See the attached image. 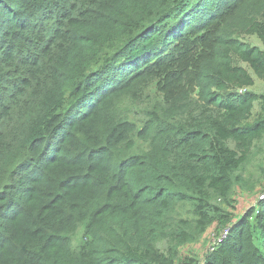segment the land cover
Segmentation results:
<instances>
[{
    "label": "trees",
    "instance_id": "trees-1",
    "mask_svg": "<svg viewBox=\"0 0 264 264\" xmlns=\"http://www.w3.org/2000/svg\"><path fill=\"white\" fill-rule=\"evenodd\" d=\"M253 75L264 0H0V264H264Z\"/></svg>",
    "mask_w": 264,
    "mask_h": 264
},
{
    "label": "rangeland",
    "instance_id": "rangeland-1",
    "mask_svg": "<svg viewBox=\"0 0 264 264\" xmlns=\"http://www.w3.org/2000/svg\"><path fill=\"white\" fill-rule=\"evenodd\" d=\"M242 40H243L242 41L243 44H246V45H249V46H252V47H255V46H258V45L260 46L259 41L255 37L245 35ZM253 79H254V85H253L252 88L248 89V91L249 92H253V93H255V94L259 95V96L261 95V96L264 97V82L259 80V79H257L256 77H254V75H253ZM244 92H246V90H242L241 91V93H244ZM258 110H259V108L254 107V111L257 112ZM260 167H263V169H264V144L262 145V148H261L260 152L257 154V156L252 161V163L249 166H245V168L240 170L237 173V175L241 176L244 180H246L249 176L254 175V179L258 180V179H260V172H261L259 170ZM247 180L249 181V179H247ZM262 182L264 183V180H262ZM78 231H83V229L80 227L78 229ZM79 236H80V234L77 237H79ZM227 238H226V240H227ZM215 239L216 238L211 236L210 239L207 238V239L201 240L200 245H199L197 250L201 254L209 255L210 252H212V249L216 246L215 244H213ZM186 251H187V249H182L181 248L179 253L180 254L182 253V254L185 255V254H187V253H185ZM188 253L189 254L195 253L194 249L192 248V250H188ZM205 257L206 256H204V258ZM204 263H205V261L203 262V264Z\"/></svg>",
    "mask_w": 264,
    "mask_h": 264
},
{
    "label": "built area",
    "instance_id": "built-area-1",
    "mask_svg": "<svg viewBox=\"0 0 264 264\" xmlns=\"http://www.w3.org/2000/svg\"><path fill=\"white\" fill-rule=\"evenodd\" d=\"M259 200H261V201L264 200V194L262 196H260ZM229 232H230V229L222 232L220 236H218V237L216 236V239L214 240V243H213L216 246L212 249V251L226 240V238L229 236Z\"/></svg>",
    "mask_w": 264,
    "mask_h": 264
}]
</instances>
